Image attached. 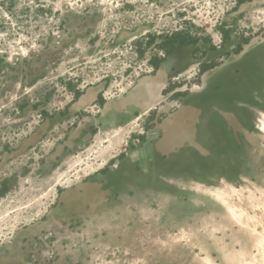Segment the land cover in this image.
Returning <instances> with one entry per match:
<instances>
[{
    "label": "rangeland",
    "instance_id": "rangeland-1",
    "mask_svg": "<svg viewBox=\"0 0 264 264\" xmlns=\"http://www.w3.org/2000/svg\"><path fill=\"white\" fill-rule=\"evenodd\" d=\"M261 72L264 0H0V264H264Z\"/></svg>",
    "mask_w": 264,
    "mask_h": 264
},
{
    "label": "trees",
    "instance_id": "trees-1",
    "mask_svg": "<svg viewBox=\"0 0 264 264\" xmlns=\"http://www.w3.org/2000/svg\"><path fill=\"white\" fill-rule=\"evenodd\" d=\"M188 36L189 35L182 34L180 31L166 32L163 35V41L159 45H157V48L163 49L164 54L168 55L171 51H173L175 47L183 46V45L193 42V39ZM143 39L144 38H142V40ZM149 43H150V40L146 41L147 46L149 45ZM145 49L146 48L141 47L138 49V52L142 54ZM163 59L164 57H154L150 60V64L152 65L154 69H158Z\"/></svg>",
    "mask_w": 264,
    "mask_h": 264
},
{
    "label": "bare ground",
    "instance_id": "bare-ground-1",
    "mask_svg": "<svg viewBox=\"0 0 264 264\" xmlns=\"http://www.w3.org/2000/svg\"><path fill=\"white\" fill-rule=\"evenodd\" d=\"M256 56H258V55H256ZM242 64H244V63H242ZM258 64H263L262 63V61L260 62H258V60H256L254 57L252 58V59H250L249 61H247V63H246V65H244L245 66V69H244V71H243V74L244 75H249L250 74V71L252 70V69H254L255 68V66H257ZM242 66V65H241ZM251 77V76H250ZM258 80V82L260 83V86L262 85H264V72H261V73H259L258 74V76L256 77ZM254 81V80H253ZM252 81V82H253ZM251 82V83H252ZM257 82V83H258ZM256 83V82H255ZM258 83V84H259ZM259 87V86H258ZM238 107V106H237ZM246 111V110H245ZM250 115H252V114H250ZM253 117V116H252ZM263 124H264V122H263ZM131 128V127H130ZM127 133V132H126ZM104 146V145H103ZM120 147V146H119ZM98 152V151H97ZM113 152V151H112ZM108 155V154H107ZM98 157V156H97ZM110 157V156H109ZM105 159V158H104ZM108 159V158H107ZM103 160V159H102ZM100 167V166H99ZM88 171V170H87ZM234 207V206H233ZM231 208V207H230ZM232 209V208H231ZM233 210V209H232ZM238 213V212H237ZM242 214V211H240L238 214H237V216L240 218V215ZM238 218V219H239ZM241 220V219H240ZM246 221V220H245ZM244 221V222H245ZM247 223V222H246ZM213 229H214V227H213ZM206 259L208 260L207 262V264H211V254H207L206 256Z\"/></svg>",
    "mask_w": 264,
    "mask_h": 264
}]
</instances>
